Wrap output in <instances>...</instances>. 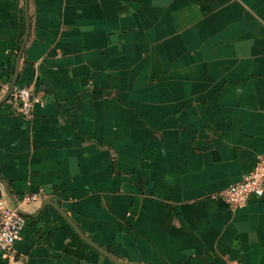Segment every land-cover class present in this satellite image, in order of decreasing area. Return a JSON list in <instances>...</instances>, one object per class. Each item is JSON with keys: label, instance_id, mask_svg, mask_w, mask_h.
Masks as SVG:
<instances>
[{"label": "crops", "instance_id": "obj_1", "mask_svg": "<svg viewBox=\"0 0 264 264\" xmlns=\"http://www.w3.org/2000/svg\"><path fill=\"white\" fill-rule=\"evenodd\" d=\"M24 6L0 0V98ZM27 9L16 86L33 83V115L0 104V179L39 198L10 264H264V193L218 197L264 156V0Z\"/></svg>", "mask_w": 264, "mask_h": 264}, {"label": "built area", "instance_id": "obj_2", "mask_svg": "<svg viewBox=\"0 0 264 264\" xmlns=\"http://www.w3.org/2000/svg\"><path fill=\"white\" fill-rule=\"evenodd\" d=\"M6 85L0 80V94ZM33 83L15 86L9 99L13 103V110L25 119H31L33 115ZM264 193V156L258 155L252 169L246 173L240 181L229 184L218 197H221L230 209L244 206L251 197L260 198ZM39 193H23L21 203L35 201ZM25 224L24 215L17 212L0 187V253L9 261L15 259L14 242L20 236L21 229Z\"/></svg>", "mask_w": 264, "mask_h": 264}, {"label": "water", "instance_id": "obj_3", "mask_svg": "<svg viewBox=\"0 0 264 264\" xmlns=\"http://www.w3.org/2000/svg\"><path fill=\"white\" fill-rule=\"evenodd\" d=\"M25 6H24V15H25V33L22 37V43L19 47L17 56H16V60H15V64H14V71H13V75L12 78L8 84V87L5 91V93L3 94V96L0 98V104L4 101H6L10 95L12 94L14 87L16 86V82H17V77H18V71H19V61H20V57H21V53L22 50L24 48V45L27 41L28 38V34H29V28H30V23H29V16H28V9H27V0H24ZM0 182L3 185L4 191L6 196L8 197V199L10 200L12 206L14 208H16L17 212L24 215V211H22L19 207H18V203L17 200L15 199V197L12 195L11 191L9 190L7 184L2 181L0 179ZM76 228V227H75ZM77 229V228H76ZM87 240V239H85ZM91 245H93L94 247H96L97 249H99L101 252H103L104 254H107L103 249H101L98 245H96L95 243H93L92 241H88Z\"/></svg>", "mask_w": 264, "mask_h": 264}]
</instances>
